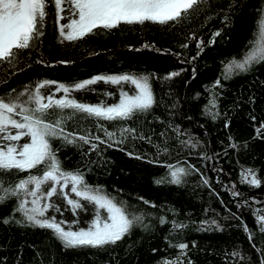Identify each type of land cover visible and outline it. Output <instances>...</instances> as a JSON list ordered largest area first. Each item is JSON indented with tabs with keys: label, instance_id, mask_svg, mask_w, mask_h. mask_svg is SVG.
<instances>
[{
	"label": "trees",
	"instance_id": "obj_1",
	"mask_svg": "<svg viewBox=\"0 0 264 264\" xmlns=\"http://www.w3.org/2000/svg\"><path fill=\"white\" fill-rule=\"evenodd\" d=\"M209 2L210 8L199 11L198 15L193 13L186 22L167 29L151 23L122 25L73 42H61L62 38L58 39V31L49 19L47 30L36 43L39 51H31L26 57V65L20 64L18 70L11 71L0 67V95L11 89L20 90L41 79L72 84L94 75L118 72H151L158 76H164L167 71L179 72L171 80L154 79L156 103L153 110L138 120L127 121L129 126L136 128L138 135L150 136L151 142L129 137L111 147L99 144L101 158L98 159L95 153L89 154L95 163L86 175L90 183L104 185L113 195L154 212L157 217L163 215L165 224L160 225L158 219H153L151 230L136 228L130 236L106 249L62 250L50 230L20 227L11 219L5 224L3 218L12 215V201H9L0 204V264H160L162 258L175 257L179 251L169 247L165 240L173 218L184 222L186 227L168 239L173 244L177 241L187 244L184 259H190L192 264H258L257 249L264 247V235L258 229L253 209L264 208V138L257 135V129L264 123V63L229 79H224L221 72L222 62L240 58L248 41L253 39L258 9L264 8V0ZM225 12L229 21L222 22ZM217 29L220 34L213 38L211 34ZM189 33L195 36L186 41ZM210 38L212 44L207 43ZM196 39L204 42L198 56ZM185 42L188 47L180 48ZM158 48L167 51L158 52ZM176 52L181 53L180 57L173 55ZM192 57L195 59L191 63L186 62ZM218 78L223 86L213 87ZM87 87L96 89L98 94L90 97L86 90H73L71 95L88 103L103 100L110 104L119 98L117 85L97 81ZM123 88L126 91L124 84ZM129 90L126 92L135 91L134 88ZM105 91L113 96L101 95ZM62 94L55 93V96L58 98ZM213 96L215 108L209 105ZM206 105L209 110L205 109ZM212 113H218L215 120ZM225 120L228 121L227 128L224 127ZM99 123L112 130L111 122L101 120ZM95 124L93 120H81L77 114L67 128L69 131L83 128L103 136V131L97 132ZM169 125H178L200 139L202 146L191 150V154L188 148H180ZM161 132L169 137L170 153L160 151L157 155L156 146H165ZM114 139H119L118 130ZM230 143L237 147H230ZM84 148L86 150L87 145ZM202 151L209 156L213 153L218 156L202 160L199 156ZM128 152L144 158L136 159ZM58 155L65 168H75L81 161L80 151L71 145L62 148ZM150 160L154 162L149 163ZM178 161H186L199 171L189 175L180 186L154 183L155 178L166 175V164ZM214 167L222 171H213ZM242 169L255 170L261 184L241 183ZM200 173L208 178L211 187L201 183ZM233 185L244 197H253L255 202L249 200L247 205L238 208L237 200L241 197L230 195ZM138 197L154 204L155 208L143 204ZM16 217L19 218L18 213ZM74 218L71 211L66 210L64 219ZM90 218V211L81 212V226H86L83 222ZM212 219L217 220L219 229L215 225L200 224L202 220ZM243 225L252 233L251 242ZM153 248L157 249L155 253ZM234 250L242 253L244 259L229 255L226 260V254Z\"/></svg>",
	"mask_w": 264,
	"mask_h": 264
},
{
	"label": "snow or ice",
	"instance_id": "obj_2",
	"mask_svg": "<svg viewBox=\"0 0 264 264\" xmlns=\"http://www.w3.org/2000/svg\"><path fill=\"white\" fill-rule=\"evenodd\" d=\"M205 8H210L209 0H0V67L11 71L18 70L20 64L26 65V57L31 51H39L36 43L47 30L49 19H52L58 31V39L62 38L61 42H73L102 30L117 29L122 25L144 26L151 23L167 29L171 25L186 22L193 13L198 15ZM258 13L253 39L248 41V47L240 58L233 57L227 63L222 62L221 74L224 79L247 73L255 65L264 63V8L258 9ZM207 18L209 17L206 16ZM227 21L229 15L225 12L222 22ZM219 34L220 30L217 29L211 36L214 38ZM194 36V33H189L186 41ZM207 43L212 44L213 39L210 38ZM187 47V42L180 44L182 49ZM196 47L198 56L203 50L204 42L196 39ZM156 51L167 50L158 48ZM173 55L180 57L181 53L176 52ZM194 59L192 57L186 62L191 63ZM178 75L179 72L175 70L167 71L164 76L151 72H118L94 75L72 84L41 79L23 86L20 90L11 89L0 95V204L12 201V215L4 217L3 222L8 224L11 219L20 227L50 230L52 237L60 242L62 250L106 249L130 236L136 228L151 230L154 227L153 219H158L159 224L164 225L166 220L163 215L157 217L154 212L113 195L104 185L90 183L86 175L95 163L89 154L95 153L98 159L101 158L99 144L111 147L113 143H123L129 137L151 142L150 136L143 133L138 135L136 128L129 126L127 121L138 120L153 110L156 103L152 86L154 79L167 81ZM97 81L119 86L118 100L114 99L110 104L103 100L99 103H88L71 95L73 90L96 91L87 86ZM124 83L134 85L135 91L126 92ZM215 86H223L219 78L214 82L213 87ZM55 93L63 94L57 98ZM103 95L113 96V93L105 91ZM209 105L215 108L214 96L209 100ZM205 109L209 110L208 105ZM77 114H80L81 120L95 121L97 132L102 130L103 136L83 128L69 131L67 124ZM217 115L218 113H212V119L215 120ZM101 120L111 122L112 130L99 123ZM169 127L176 134L180 148H188L190 154L191 150L202 146L200 139L183 131L178 125ZM224 127H228L227 120ZM261 129H264V123L257 129V135L264 138ZM117 130L118 140L114 139ZM160 135L165 137V146H156L157 155L160 151L170 153L167 146L169 137L164 132ZM228 139L232 141L231 136ZM69 145L80 151L81 161L77 162L78 166L75 168H65L58 155L62 148ZM229 146L237 147L235 143H230ZM128 155H135L136 159L144 158L133 152H128ZM199 156L202 160H210L218 154L209 156L202 151ZM85 157L88 159L85 160ZM152 162L154 161H149ZM165 167L166 175L155 178L154 183L167 182L180 186L189 175L199 171L186 161L168 163ZM213 171L220 172L222 169L214 167ZM249 176L251 179H247ZM240 180L241 183L246 181L251 186L261 184L253 169H242ZM200 181L209 185V180L203 173H200ZM230 195L241 197L237 200L238 208L247 205L249 200L255 202L253 197H244L235 185L230 190ZM138 199L143 204L150 205L143 197ZM150 207L155 208V205L151 204ZM66 210H70L75 218L64 219ZM89 210L91 218L83 222L86 226H81L80 213ZM17 213L19 218L16 217ZM253 216L261 235H264V208L253 209ZM170 224L165 240L169 247L179 251L175 257L162 258L160 264H192L190 259H184L187 244L181 241L173 244L168 239L173 234L178 235L186 227L185 223L173 218ZM200 224H211L217 229L220 228L216 219L202 220ZM243 227L251 242L252 233L246 225ZM152 251L155 253L157 249L153 248ZM257 252L260 257L258 264H264V247L257 249ZM229 255L244 259L242 253L236 250L226 254V260Z\"/></svg>",
	"mask_w": 264,
	"mask_h": 264
},
{
	"label": "rangeland",
	"instance_id": "obj_3",
	"mask_svg": "<svg viewBox=\"0 0 264 264\" xmlns=\"http://www.w3.org/2000/svg\"><path fill=\"white\" fill-rule=\"evenodd\" d=\"M124 86H125L126 91H131V90H129L131 88H134L135 89V86L134 85H131L130 83H124ZM44 91L46 92V90H44ZM86 93H88V96H90V97H93L94 94H98L97 91H94V92L93 91H87ZM101 95H103V94H101ZM58 202L62 203V201H58ZM89 211L91 212V210H89ZM65 212L66 211H64V216H65ZM59 218H60L59 215H57V219H59ZM64 226L67 228V225H64Z\"/></svg>",
	"mask_w": 264,
	"mask_h": 264
}]
</instances>
